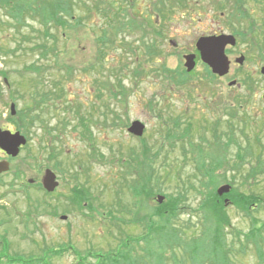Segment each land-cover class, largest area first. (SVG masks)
<instances>
[{
    "label": "rangeland",
    "instance_id": "374dc122",
    "mask_svg": "<svg viewBox=\"0 0 264 264\" xmlns=\"http://www.w3.org/2000/svg\"><path fill=\"white\" fill-rule=\"evenodd\" d=\"M50 1H0V129L26 138L14 157L0 150L9 163L0 175V256L6 247L23 264H77L68 245L88 259L113 252L129 234L146 236L135 245L145 264L174 263L171 245L183 264H212L209 257L186 262L194 239L207 254L226 252L218 264H264V48L263 58L257 50L264 2L262 9L249 1L239 18L233 0L225 15L212 0H109L114 12L126 5L128 18L111 27L113 41L102 50L97 37L106 20L96 5L106 0H71L79 23L49 30L47 13H31L30 4L48 11ZM165 2L173 12L158 16ZM15 3L24 12L17 20L9 15ZM214 33L236 37L226 47L224 76L212 74L195 46ZM190 53L195 65L187 72ZM235 102L239 117L229 113ZM134 120L145 125L139 137L127 132ZM46 169L59 181L50 193L39 187ZM139 179L150 187L141 198L130 189ZM225 184L229 192L218 197ZM163 202L176 205L174 212L147 222Z\"/></svg>",
    "mask_w": 264,
    "mask_h": 264
},
{
    "label": "trees",
    "instance_id": "16d2710c",
    "mask_svg": "<svg viewBox=\"0 0 264 264\" xmlns=\"http://www.w3.org/2000/svg\"><path fill=\"white\" fill-rule=\"evenodd\" d=\"M0 1L5 3V1H9V0H0ZM48 1H50V0H48ZM58 1L59 0H52L48 3L45 2V3H47V5H50L52 7V9L48 10V11H47V9L45 10V8H44V5H46V4L40 3L37 5V3L34 4V2H33L30 4L31 5L30 9L32 11V12L31 11L30 12L34 13V14L39 12L41 15L44 12L47 13V14H44L43 18H44V22L48 23L47 25H50L49 30L53 27H56V29H57V27L64 26V25L69 24V23H73V21H76L79 23L80 18L77 19V17H80V16H77L75 14L73 5H71L72 4L71 0L67 1L66 6L58 4ZM108 1L109 0H106V2L103 1L104 4H103L102 8H100L99 6L96 5V8L97 9L99 8V10L102 13V16L106 20V26H104L100 29V35L97 37V41H98V43H100L102 50L105 49L109 43L111 44L110 41H113V38L110 34V31L113 30V29H111V27L115 23H118V24L121 23V25H126V23L123 22V20L125 19V16L128 18V15L126 14V7H127L126 5H122L123 7L119 10V12H114L112 10V8H114V7H112V5H110V3H108ZM176 1H177L176 4H180V3L184 2L185 0H180V1L176 0ZM212 1H213L212 5H214V4L218 5V7L221 9V11L225 15V13L228 10V2L226 0H212ZM249 1H252V2L258 4L263 9L264 0H233V2H231V6L233 7L234 11L236 12V16H238L239 18L244 17V15L247 13V11H249V9L247 7ZM68 3H70V6L68 5ZM84 6H85V4H84ZM173 7L171 6L170 2L169 3L165 2V4L163 6L160 4V6H158V8H157V10L159 12V14H157V15L158 16L159 15L165 16V14H166L165 11L166 12H168V11L173 12V10H172ZM21 9L22 8L20 7V4L15 3V5H13L12 8L9 10V15H11V17H13L15 20H17L18 18H22L24 12H21ZM86 10L88 11L87 7H86ZM119 13H122L120 17H119ZM115 15H117L119 17L117 19V21H113L114 20L113 16H115ZM229 22L231 23V21H229ZM263 24H264V19H263ZM261 26H262V24H260V28H261ZM49 30H45V31L47 33H49L50 35H52L49 32ZM249 30H252L251 27H249ZM50 35H46V36H50ZM259 37L257 39V44H258L257 50H258V54L262 57L263 48H264V31H260ZM249 38L251 39V36H249ZM55 40H56V38H55ZM42 47H44V46H42ZM85 69H83V70L86 71ZM183 74L187 75V73L185 71L180 73V75H183ZM233 105L237 106L238 110L237 109H236L237 111L234 110V111H236L235 113H233L234 111L231 110L229 113L233 117H237V116L239 117L240 113L242 112L241 111L242 109H240L241 105L239 102H235V103H233ZM239 110H240V112H239ZM80 120L83 121V118H80ZM177 122H179V121L175 120V122L173 123V120H172V123L174 124V126L178 125ZM187 124L190 125L189 122H187ZM229 125H230V127L227 126L229 132L223 131V134H225V137L228 140L227 142L231 141V139L233 138L232 137L233 130H232L230 123H229ZM205 126H207V125H205ZM215 126H216V129L213 128L212 133H213V137L217 138L218 137L217 123L215 124ZM229 128H231V129H229ZM183 134L181 135V137H183ZM169 136L178 137V134H176V132H174L173 134L168 135V137ZM229 145L230 144H227L225 147L227 148V146H229ZM146 149H147V147L143 150V156L144 157L147 156V150ZM197 150L200 151V148L197 147ZM201 152H203V150H201ZM202 171H203V174H205V175H211L210 174L211 169L209 167L203 166ZM148 181L149 180L139 179L138 183L140 182V186L137 183L136 184L134 183L135 185L133 184V186L130 188L132 195L137 197V198H141L142 192L144 194H146L148 192L147 188L149 187ZM39 187L41 188V185H39ZM149 191L151 192V190H149ZM82 195H83V193L81 191L80 192L77 191V194H75V200L80 202ZM217 196L220 197L219 195H217ZM208 202H210V200H208ZM217 203L219 204V200H217L216 196L214 195L212 197V207L216 210H217V208H215V207H216ZM175 209H176V205L169 204L168 202H163L162 204H159L157 206L158 212L151 215L150 219L147 222H150L151 220H153V217L159 218L160 216H164V213H169V214L173 213ZM161 218H164V217H161ZM259 230H260V228L256 229V232L258 231V233H255L253 235L254 237H256L258 234H260ZM246 236H248V235H246ZM124 238H125L124 241L120 242L119 245L115 248V250H113V252L112 251L106 252V253H103V252L97 253L96 252L95 254L90 255L88 259H86V257H84L85 259L80 257L78 255L77 251H75V249H73V247L71 245H68V247H70L69 249H71L73 251V253L77 255L78 260H79V261H77V264H84V263L85 264H145L144 262H141L145 258V256L140 255V254L136 255V246L135 245L137 243L142 242V240L145 239L146 236H140V237L135 238V237L127 234L124 236ZM179 242H182V240H179ZM192 243H193L192 249H190L186 253V262L190 261V262L194 263L195 261H197V263H198L200 260V263H201L202 259L205 260V259H207V257H209L212 260V264H218L222 260L220 255L221 254L226 255L225 251H221V250L216 249V248H211L207 254V251H205V248L202 245H198L199 244L198 240L194 239ZM171 248H172L171 251L174 252V253L172 252L173 253L172 256H175V258L173 257L174 263L172 262L171 264H183L182 262H179L178 255L175 254V251L173 249L174 248L173 245H171ZM64 249H58V250L55 249L53 251H51V250L50 251H51V253H60ZM2 250H3V254L1 256L4 259L1 260V258H0V264H2V263H6V264H23V263H26V261L23 259V257H15V256L9 257L8 255H6L7 254L6 253V247H4ZM151 253L154 255H157L155 252H151ZM262 254H263V252L260 254L261 257H263ZM145 255H147V253H145ZM36 260H38V262L43 261L42 258H38V257L36 258ZM206 261H209V260H206Z\"/></svg>",
    "mask_w": 264,
    "mask_h": 264
},
{
    "label": "water",
    "instance_id": "95a60500",
    "mask_svg": "<svg viewBox=\"0 0 264 264\" xmlns=\"http://www.w3.org/2000/svg\"><path fill=\"white\" fill-rule=\"evenodd\" d=\"M236 38L234 35L228 33H219L206 36H200L196 43V49L200 53L201 60L207 64L211 72L219 76H223L228 73L230 68V60L225 53V48L227 45H235ZM185 63L184 66L189 72L193 69L195 65V54L190 53L184 56ZM244 60V56L240 55L236 58V62L241 64ZM261 72L264 73V67H261ZM6 80V79H5ZM230 85L236 84L234 80L229 82ZM264 99V95H263ZM11 114H15V104L10 105ZM145 125L134 120L130 123L127 131L136 136H141L143 133ZM26 143V138L19 131L12 132L10 130L0 129V149H2L7 155L12 157L19 153L21 145ZM9 169V163L7 161H0V173L5 172ZM42 186L47 191H52L58 185V180L56 179V174L51 169H46L44 175L41 179ZM230 185L225 184L217 189V194L222 196L223 194L229 192ZM157 199L159 202L163 200V196L158 195ZM227 200H225L226 202ZM65 217V216H63Z\"/></svg>",
    "mask_w": 264,
    "mask_h": 264
},
{
    "label": "flooded vegetation",
    "instance_id": "af4514ba",
    "mask_svg": "<svg viewBox=\"0 0 264 264\" xmlns=\"http://www.w3.org/2000/svg\"><path fill=\"white\" fill-rule=\"evenodd\" d=\"M230 85V84H229ZM170 121H172L171 119H169ZM12 132H14L15 130H11ZM0 150H2V149H0ZM2 152H3V154L5 155V156H7V154L2 150ZM2 174V173H1ZM0 174V175H1Z\"/></svg>",
    "mask_w": 264,
    "mask_h": 264
}]
</instances>
